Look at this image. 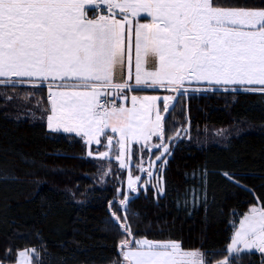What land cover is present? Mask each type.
<instances>
[{
    "label": "snow or ice",
    "instance_id": "obj_1",
    "mask_svg": "<svg viewBox=\"0 0 264 264\" xmlns=\"http://www.w3.org/2000/svg\"><path fill=\"white\" fill-rule=\"evenodd\" d=\"M101 5L110 14H93L90 18L89 9L103 13ZM115 9L123 19L116 18ZM141 13L151 21L133 23L131 17ZM133 34L136 88L164 87L187 97L190 91L202 93L218 91L221 86H240L224 87V91L264 94V8L218 7L213 0H0V85L39 88L47 84L48 130L75 133L90 146L101 144L100 136L107 135L105 129H111L118 139L114 144L113 136H107V151L97 155L103 160L118 151L116 159L121 169L131 162L132 141H143L150 154L152 149L159 150L147 169L143 161L137 165L149 177L139 188L146 192L150 186L159 198L165 194L163 172L172 154L164 122L177 97L133 95L131 108L118 104L116 99L101 100L102 96L112 95L108 89L122 93L134 87L128 82L132 79ZM149 54L156 58L153 70L143 67L144 57ZM126 59L128 76L124 82L116 83L114 66L124 65ZM186 81L189 85L206 84L189 87ZM119 99L126 101L128 97L120 95ZM161 99L162 110L157 103ZM187 131L185 127L177 129L168 140L179 139L181 132ZM153 136L160 142L150 143ZM87 155L91 157L93 152L89 150ZM158 161L163 162L157 165ZM155 168L159 175L153 171ZM103 175L109 176L111 171ZM9 179L15 177L0 175V180ZM140 180V176L129 173L127 187L131 193L139 194ZM121 195L118 211L124 213L123 219L112 210ZM191 195L195 206V188ZM187 197L186 190L185 205ZM131 199L128 192L117 188L116 196L109 201L110 223L118 224L121 234H128L118 245L122 264H211V258L221 252L226 255L216 264H239L244 254H264V206L250 207L239 226L232 225L234 231L226 249L202 251L185 250L175 240L135 239L128 221ZM17 264L43 261L33 248L18 251Z\"/></svg>",
    "mask_w": 264,
    "mask_h": 264
},
{
    "label": "trees",
    "instance_id": "obj_2",
    "mask_svg": "<svg viewBox=\"0 0 264 264\" xmlns=\"http://www.w3.org/2000/svg\"><path fill=\"white\" fill-rule=\"evenodd\" d=\"M213 3L264 7V0ZM36 92L29 102L19 92L11 99L7 90L0 93V175L15 177L0 180V261L13 260L19 248L33 247L43 264H122L118 245L128 234L110 223L109 201L125 169L113 158L88 156L80 136L50 132L47 86ZM175 97L164 122L165 138L186 120L192 133L232 122H240L242 130L223 143L175 141L163 172L165 194L156 198L150 186L146 192L138 188V195L129 192L132 233L135 239H174L186 250L226 249L232 225L237 226L248 206H264V94L219 89ZM107 167L111 175L100 181L98 175ZM120 199L123 195L112 210L123 219ZM136 212L138 216L131 214ZM224 255L213 256L211 264ZM262 261L264 254L254 251L239 264Z\"/></svg>",
    "mask_w": 264,
    "mask_h": 264
},
{
    "label": "rangeland",
    "instance_id": "obj_3",
    "mask_svg": "<svg viewBox=\"0 0 264 264\" xmlns=\"http://www.w3.org/2000/svg\"><path fill=\"white\" fill-rule=\"evenodd\" d=\"M218 7H239V6H219V5H215ZM246 8H264V7H246ZM116 13V18L117 19H123L122 14H120L119 9H115L113 10ZM93 14L99 15V14H105V15H109L110 12H97V13H93V11L91 9H89L88 11V15L91 18ZM133 23L139 22V23H149L151 21V17H148L146 14L141 13L140 16L137 17H131ZM125 36H126V40H125V47L127 50V30L125 32ZM133 48H132V64H131V71H132V79L129 80L128 82L130 84H132L134 87L132 90H128V89H124L122 93H118L117 90L115 89H108V91L112 92L111 96H102L103 98H106L108 100H112V99H116L117 103H123L126 107L131 108L132 107V103H131V96L136 95V96H158V97H163V96H176L178 93L176 91H172L169 90L167 88L164 87H155V88H145L147 89L146 91H136V87H135V78H134V74H135V48H134V34H133ZM126 55H127V51H126ZM156 65V58L149 54L146 57H144V64L143 67H145L147 70H153L154 67ZM128 76V65H127V59L125 60L124 65H121L120 63H117L114 66L113 69V80L116 83H122L124 82V80L127 78ZM12 79H17L15 77H13ZM206 84V82H201L200 85H197L196 82H193L191 85L188 84V82H185V86H189V87H195V86H204ZM224 87H236L239 89L240 86H221L220 89H224ZM143 88V87H141ZM37 88H33L32 86L28 85V84H19V85H0V93L3 90H7V92H9L10 94H7L6 97H16V93L19 92L20 94H22V96H24L25 98L23 100L28 101L31 97L37 98L38 94L36 92ZM15 92V93H14ZM12 93V94H11ZM49 95V90L47 87V93H46V97H48ZM120 95H127L128 99L126 101L124 100H120L119 96ZM162 110L163 108V101L162 99L160 101L157 102ZM12 104V103H11ZM49 104V103H48ZM30 104L28 103V106ZM50 113V104H49V110L48 113ZM46 114V116H47ZM45 122L47 125V121H46V117H45ZM182 127H185L188 129L187 134L181 132V138H185V139H190L193 141H197V142H202V143H208L211 141H215L218 143H223L225 142L228 137L232 134L238 133L242 130V128L240 129V122H232L230 124H228L227 126H223V127H204L201 131V133H192L189 129V124L186 123L182 126H179L177 129H180ZM245 129V127H244ZM177 131V130H176ZM176 131L171 135L174 136ZM223 131L222 135H219L218 133ZM105 132L107 135H101L100 136V140L102 141L101 144H96L93 143L92 145L88 146L85 144L86 146V153H88L89 150H91L93 152V157L98 158V153L99 152H103V151H107V149L104 147V144L107 142V136H113L114 140V144H115V140L118 139V136L114 133L111 132V129H105ZM75 134V133H72ZM170 136V137H171ZM190 137V138H189ZM82 138V137H81ZM179 138V139H181ZM83 139V138H82ZM166 141L169 143V147L171 150L172 144L177 141L178 139L174 140V141H169L168 138H165ZM84 141V139H83ZM159 138L153 136L152 140L150 141V143H159ZM131 148H132V156H131V162L130 163H126L125 168V172L124 175L119 174V185L117 188H120L123 192H130V190L127 187V181H128V177H129V173H131V175L133 177L135 176H140L141 180L137 182V187L139 188V185L141 183H143L144 180H148L149 177L147 176L146 172H141L139 170V168L137 167L138 164L141 163V161H143V167L145 169L148 168V162L150 160H155V157L157 155L160 154L159 150L157 149H152L151 154L149 153L147 148L143 147V141H141L140 144H136L135 141H132L131 143ZM140 149H143L142 151ZM118 151H115L111 154V156L109 158H113L116 160L117 164L120 167L119 161L116 159V156L118 155ZM108 159V158H107ZM127 160V158H126ZM163 161H158L157 165H159L160 163H162ZM109 167L105 168V171H108ZM154 172H156L157 175H159V170L158 168L153 169ZM104 172H100L98 175V179L100 181H103L105 179L106 176L103 175ZM252 206H260L258 204H252L249 205L247 210L245 212L248 211V209ZM244 212V213H245ZM243 216V215H242ZM241 216V218H242ZM240 218V219H241ZM240 221V220H239ZM239 226V222L237 223V227ZM141 238H146V237H139L138 239ZM150 239V238H147ZM150 240H157V239H150ZM166 240H174V239H165V240H158V241H166ZM177 241V240H175ZM179 242V241H178ZM230 242V241H229ZM25 249H33V247H22L16 250V254L13 260L11 261H6V262H1L0 264H17V253L20 250H25ZM186 250V249H185ZM188 250H192V249H188Z\"/></svg>",
    "mask_w": 264,
    "mask_h": 264
},
{
    "label": "built area",
    "instance_id": "obj_4",
    "mask_svg": "<svg viewBox=\"0 0 264 264\" xmlns=\"http://www.w3.org/2000/svg\"><path fill=\"white\" fill-rule=\"evenodd\" d=\"M100 8H101V9H105L103 12H109V11L105 8L104 5H101ZM97 12H101V11H100V10H97L95 13H97ZM104 99H106V98L101 97V100H102V101H103Z\"/></svg>",
    "mask_w": 264,
    "mask_h": 264
},
{
    "label": "crops",
    "instance_id": "obj_5",
    "mask_svg": "<svg viewBox=\"0 0 264 264\" xmlns=\"http://www.w3.org/2000/svg\"><path fill=\"white\" fill-rule=\"evenodd\" d=\"M46 86H47V84H45ZM139 238V237H138ZM138 238H136V239H138Z\"/></svg>",
    "mask_w": 264,
    "mask_h": 264
}]
</instances>
